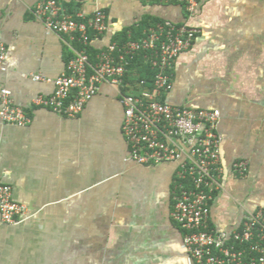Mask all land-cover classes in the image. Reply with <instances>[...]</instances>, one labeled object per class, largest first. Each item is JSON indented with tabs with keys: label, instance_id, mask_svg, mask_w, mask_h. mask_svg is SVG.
Wrapping results in <instances>:
<instances>
[{
	"label": "crops",
	"instance_id": "1",
	"mask_svg": "<svg viewBox=\"0 0 264 264\" xmlns=\"http://www.w3.org/2000/svg\"><path fill=\"white\" fill-rule=\"evenodd\" d=\"M40 1L0 0V87L32 120L24 128L0 120V183L28 209L19 226L0 219V264H193L171 217L176 167L126 161L115 89L102 85L76 119L33 105L54 89L34 76L57 78L73 57L69 38L47 34L33 17ZM97 7L108 23L92 42L98 52L148 18L199 31L174 63L163 101L220 111L221 189L209 225L228 236L240 230L264 210V0H199L192 14L160 0H85L79 12ZM237 162L247 164L245 176Z\"/></svg>",
	"mask_w": 264,
	"mask_h": 264
},
{
	"label": "built area",
	"instance_id": "2",
	"mask_svg": "<svg viewBox=\"0 0 264 264\" xmlns=\"http://www.w3.org/2000/svg\"><path fill=\"white\" fill-rule=\"evenodd\" d=\"M61 1L41 0L32 14L47 34L69 38L73 57L57 78L34 76L36 82L54 89L50 95L37 96L33 105L76 119L102 85L115 89L123 107L126 161L145 167H176L171 217L183 231V244L193 264H264V210L249 214L242 228L230 236L209 225L211 202L221 189L220 111L179 107L163 101L173 88L170 71L174 63L191 48L199 31L161 21L150 26L139 40L109 43L91 63V37L107 34V14L97 7L90 16L82 12L70 15ZM160 1L183 5L191 14L199 6V0ZM140 53L156 70L151 88L144 81L136 85L125 82L127 67ZM6 56V45L0 41V72H6ZM0 120L20 128L32 123L5 87H0ZM234 171L245 176L247 164L235 163ZM0 219L7 226H19L28 220L27 206L15 200L11 186L1 183Z\"/></svg>",
	"mask_w": 264,
	"mask_h": 264
},
{
	"label": "trees",
	"instance_id": "3",
	"mask_svg": "<svg viewBox=\"0 0 264 264\" xmlns=\"http://www.w3.org/2000/svg\"><path fill=\"white\" fill-rule=\"evenodd\" d=\"M81 5H82L81 1H75V0H70L69 2L64 3L65 9L67 13L70 15H76L77 13H79ZM159 22H161V20L149 19V18L145 19L138 26H135L128 30H124L122 33L117 34L112 42L126 43L128 41L139 40L144 36L143 35L144 32L150 26H153ZM95 39L96 37L92 35L91 43L88 48V54L91 63L96 62V56L99 53L92 45V42ZM144 56H145L144 53H140L130 62V65L127 67L125 82L129 83L130 85H136L144 81L146 84L145 86L147 88H151L156 76V70H153L151 68V65L147 63Z\"/></svg>",
	"mask_w": 264,
	"mask_h": 264
}]
</instances>
